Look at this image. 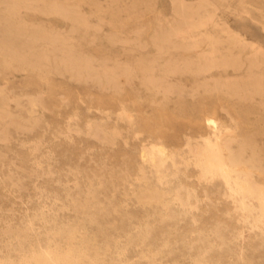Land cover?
I'll use <instances>...</instances> for the list:
<instances>
[{
  "label": "rangeland",
  "instance_id": "rangeland-1",
  "mask_svg": "<svg viewBox=\"0 0 264 264\" xmlns=\"http://www.w3.org/2000/svg\"><path fill=\"white\" fill-rule=\"evenodd\" d=\"M263 80L264 0H0V264L69 244L102 264H264V235L181 158L210 117L264 184ZM155 144L199 209L138 201Z\"/></svg>",
  "mask_w": 264,
  "mask_h": 264
},
{
  "label": "bare ground",
  "instance_id": "bare-ground-1",
  "mask_svg": "<svg viewBox=\"0 0 264 264\" xmlns=\"http://www.w3.org/2000/svg\"><path fill=\"white\" fill-rule=\"evenodd\" d=\"M19 25H21V24H19ZM198 25H200V22L193 23V26H198ZM5 30H7V29H5ZM18 34H20V33L18 32ZM9 35H7V36H9ZM20 38L17 37L16 39L11 40V41L4 40L3 43L5 46L8 44V48H10L11 45H12V47L16 46V48L13 47L12 49H13V51H15L17 53V55L19 57H21L19 60L20 61H27L28 56H34V54L36 55V53H33L31 51V47L33 45L29 44L28 41H24L23 39H20ZM37 40H38L37 36L30 38L31 43L32 42L35 43ZM254 54H255V52H254ZM45 56H47V55H45ZM256 61H257V59H256ZM28 63L30 65H32L33 67L38 65V63L33 64L32 62H30V60L28 61ZM236 66H237V64H236ZM119 114H121V113H119ZM129 115H128V117H129ZM206 121H207V123L206 122L205 123L207 124V127L208 126L211 127L212 132L206 136L201 137V139L196 141L195 143L188 144L187 152L185 154L181 155L182 163L185 166H189L193 169L194 177L197 180V183L211 184L213 182H217L220 185V187L222 188V191H223L222 194H224V196L227 197L231 201V204H233L232 205V206H234L233 210H235L236 213L238 212L240 214V215H238V214L237 215L241 216V221H242L241 223H245L247 225V227H249L251 230H253V229L259 230L260 233L262 235H264V184L259 183L256 180L257 178L255 179L253 171L251 170V168L249 166L244 165L242 160L240 159L239 154H237L231 150V147L227 143L228 139L223 137V131L218 127L216 121L210 117H206ZM88 125L90 126V124H88ZM117 129H118V127H117ZM86 132H88V131H86ZM38 145H37V147H39ZM31 146L32 145H30V147ZM33 147H35V146H32V148ZM146 147H147V145H146ZM39 148H38V150H39ZM139 148H140V146H139ZM143 156H144L143 158H145V161L149 164L150 173L152 174L153 181H147L145 173L144 172L142 173L140 180L143 182V187L141 188L140 192L137 195L139 202H142V203L155 202V203L162 204L166 212H167L168 206L171 203L180 206L183 211H189L194 207L197 208L198 205L196 206L194 203L191 202V196L193 198L195 196V193H194L195 190L193 188H190L188 186H184L183 184L179 183L180 188L186 189V192H187L185 198H183L180 195L179 190L175 189L172 186L173 185V179L177 176V172L170 171L169 167H168L169 163H171L173 166L176 163L173 153L169 152L164 145L155 144V145L151 146L150 149L147 150ZM141 160H142V158H141ZM35 161H37V160H35ZM38 162H39V160H38ZM140 164H142V163H140ZM143 166H144V164H143ZM211 188H213V187H211ZM205 191L207 192V190H205ZM193 193H194V196H193ZM221 198H223V197H221ZM227 198H225V199H227ZM194 199H196V198H194ZM199 201H200V199H199ZM197 209H199V208H197ZM235 212H234V215H235ZM188 214H190V213H188ZM235 217H237V216H235ZM193 221H195V219ZM223 225L225 227V224H223ZM246 225H245V227H246ZM30 227H31V225H30ZM241 227H242V225H241ZM54 234H56V232H54ZM243 234L241 232L240 236H242ZM216 239H217V237H216ZM37 242H38V239H37ZM240 244L242 245V243H240ZM247 245H248V243H247ZM246 248H247V246H246ZM248 249H250L249 246H248ZM240 250H242V248ZM17 257H18V255H17ZM245 258H246V256H245ZM209 259H210V257H209ZM210 262H211V260H210ZM17 264H102V263L100 262V260L98 258L93 257L90 254H88L84 249L73 248L69 244L67 246V248H65V249H62L58 246H51V245L34 246L30 249V251L26 255L22 256L17 261ZM194 264H208V262L204 258V256L201 255V256L194 259Z\"/></svg>",
  "mask_w": 264,
  "mask_h": 264
}]
</instances>
